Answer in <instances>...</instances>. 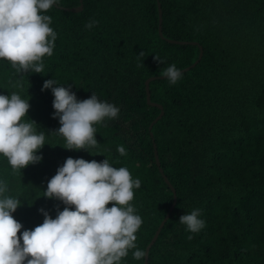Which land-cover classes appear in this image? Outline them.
Listing matches in <instances>:
<instances>
[{"label":"trees","instance_id":"1","mask_svg":"<svg viewBox=\"0 0 264 264\" xmlns=\"http://www.w3.org/2000/svg\"><path fill=\"white\" fill-rule=\"evenodd\" d=\"M80 3L60 0L44 13L57 40L41 74L17 72L0 59V94L30 98L27 116L46 132L41 162L13 172L0 156L7 195L22 201L13 213L23 225L17 235L43 223L41 208L55 218L65 207L43 192L68 157H107L142 182L130 203L143 220L136 244L145 252L174 201L156 144L177 202L148 264H264V0H84L82 11L66 9ZM90 20L99 23L88 29ZM200 46L204 54L192 66ZM173 63L183 73L175 85L163 72ZM152 76L151 102L164 114L150 130L162 111L148 102L145 82ZM51 78L71 86L79 100L94 93L120 108L118 119L96 125L103 154L63 147L54 95L42 91ZM194 208L206 221L199 233L179 221ZM132 251L121 264H144Z\"/></svg>","mask_w":264,"mask_h":264},{"label":"clouds","instance_id":"2","mask_svg":"<svg viewBox=\"0 0 264 264\" xmlns=\"http://www.w3.org/2000/svg\"><path fill=\"white\" fill-rule=\"evenodd\" d=\"M59 3L0 0V59L9 61L17 72L41 74L44 57L53 55L57 40L52 17L44 13ZM98 23L90 20L85 27L91 29ZM163 72L171 85L183 77L175 63ZM48 89L54 95L53 118L61 125L55 133L64 138L63 147L103 154L98 151L96 125L118 119L120 108L94 93L79 100L71 86L64 87L53 78L42 86V91ZM29 99L17 92L0 94V156L7 159L13 172L41 162L43 156L38 153L47 144L46 132L38 130L36 122L27 116ZM117 151L126 156L128 150L119 145ZM141 183L127 167H115L107 157L100 162L68 157L43 192L65 207L55 218L41 208L43 223L18 236L23 225L13 213L22 201L7 195L8 183L0 179V264H121L130 250L134 259H143L145 252L136 244L143 220L130 203ZM201 216L202 210L194 208L179 221L187 231L199 233L206 226Z\"/></svg>","mask_w":264,"mask_h":264},{"label":"water","instance_id":"3","mask_svg":"<svg viewBox=\"0 0 264 264\" xmlns=\"http://www.w3.org/2000/svg\"><path fill=\"white\" fill-rule=\"evenodd\" d=\"M84 0H80V5L79 6H76V7H72V8H66L67 10H71V11H74V12H80L83 10L84 8V3H83ZM159 11H160V26H159V29H160V34L162 35V21H163V11H162V8L159 4ZM180 42V41H179ZM184 43V42H182ZM192 44H197V42H191ZM200 49H201V52H200V56H199V59L196 60L195 63L192 64V66H195L199 61L200 59L202 58L203 54H204V50H203V47L200 46ZM191 67V66H190ZM190 67H187L185 68L186 70H189ZM157 78V76H152L150 78H148L145 82L146 84V89H147V94H148V102L151 103L152 105H155L157 107H160L161 110L163 109V106L161 104H157L156 102H151V92H150V88H149V85L151 83V81L155 80ZM164 114V110L161 111L160 115L153 121V123L151 124L150 126V130L153 128V124L155 122H157ZM151 135H153V133H151ZM155 154H156V160H157V163L160 167V171L161 173L163 174L164 178H165V181L167 182V184L169 185V187L172 189L173 193H174V201H173V204L172 206L170 207V210L168 212V214L166 215L165 219L163 220V222L161 223V225L159 226V228L157 229L152 241L148 244L147 248H146V251H145V262L144 264H148V260H149V252H150V249L152 247V245L155 243V241L157 240L163 226L165 225V222L168 220L169 216H170V212L173 210L176 202H177V192H176V189L174 188V186L171 184L170 180L168 179V177L166 176V174L164 173V170L163 168L161 167V162L159 160V156H158V150H157V145L155 144Z\"/></svg>","mask_w":264,"mask_h":264}]
</instances>
